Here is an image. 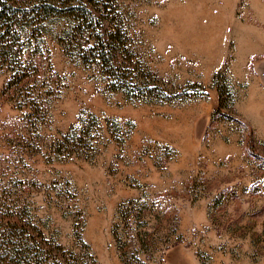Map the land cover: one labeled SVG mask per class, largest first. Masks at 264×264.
Returning <instances> with one entry per match:
<instances>
[{
    "label": "rangeland",
    "instance_id": "obj_1",
    "mask_svg": "<svg viewBox=\"0 0 264 264\" xmlns=\"http://www.w3.org/2000/svg\"><path fill=\"white\" fill-rule=\"evenodd\" d=\"M108 10L125 35L113 73L56 16L0 61V209L63 264H264V0ZM208 30L215 55L197 47Z\"/></svg>",
    "mask_w": 264,
    "mask_h": 264
},
{
    "label": "trees",
    "instance_id": "obj_2",
    "mask_svg": "<svg viewBox=\"0 0 264 264\" xmlns=\"http://www.w3.org/2000/svg\"><path fill=\"white\" fill-rule=\"evenodd\" d=\"M111 1L0 0V61L7 62L16 55L24 24L32 20L31 17L56 16L69 18L68 28L63 34L68 46L81 50L87 47L89 52L85 51V60L99 59L100 64L113 73V69L119 65L117 52L125 44V35L121 31L120 19L104 20L113 18L108 12ZM100 27L101 30L97 32ZM104 27L107 29L103 35ZM93 33H98L95 40H88L84 44L83 37ZM123 82H115L114 89L127 91L128 84ZM32 230L35 228L30 226L24 214L14 215L0 209V264H63L60 263L62 257L59 259L62 256L60 246L45 243L42 235L37 232L38 235L34 236Z\"/></svg>",
    "mask_w": 264,
    "mask_h": 264
},
{
    "label": "bare ground",
    "instance_id": "obj_3",
    "mask_svg": "<svg viewBox=\"0 0 264 264\" xmlns=\"http://www.w3.org/2000/svg\"><path fill=\"white\" fill-rule=\"evenodd\" d=\"M188 5V4H187ZM197 6V5H196ZM199 7V6H198ZM200 8V7H199ZM201 14H199V18H218L219 16H217L213 11H209L205 5H203V7L201 8ZM191 15H193V12L190 13ZM189 15L188 18H192L193 16ZM195 15V14H194ZM178 16V15H177ZM176 18V17H175ZM182 18V17H181ZM202 21V20H201ZM200 24V23H199ZM201 25V24H200ZM195 29V28H194ZM204 29V28H202ZM196 30V29H195ZM206 31V30H205ZM212 31H214L212 29ZM195 32V31H194ZM208 35H206V37H203L202 39L199 40V43L197 44V47H199L200 49L211 53L212 55H215L217 49L218 48L217 44H218V37L215 35H212V33L210 34L211 30H208ZM206 33V32H205ZM215 34V33H214ZM202 40V41H201ZM221 42V40H220ZM216 50V51H215Z\"/></svg>",
    "mask_w": 264,
    "mask_h": 264
}]
</instances>
